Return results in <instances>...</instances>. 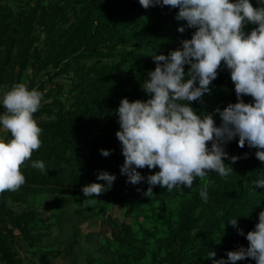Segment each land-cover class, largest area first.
I'll list each match as a JSON object with an SVG mask.
<instances>
[{"label":"trees","instance_id":"1","mask_svg":"<svg viewBox=\"0 0 264 264\" xmlns=\"http://www.w3.org/2000/svg\"><path fill=\"white\" fill-rule=\"evenodd\" d=\"M252 3L256 6V0ZM177 11L146 9L139 0H0V94L15 83L43 93L33 113L42 142L21 165L26 181L0 193V264H58L60 259L66 264H211L210 249L217 253L212 259H218L226 258V250L248 245L226 222L240 216L238 227L245 233L258 222L264 189L252 181L264 170V161L255 148L239 146L238 138L225 145L230 156L240 157L234 163L225 160L234 171L227 178L209 171L191 188L169 191L157 185L146 196V182L128 183L120 173L124 156L114 110L123 97L147 99L142 87L156 65L152 55L167 54L191 38L194 29L178 31L186 22L176 19ZM256 26L249 23L245 31ZM210 89L192 102L201 114L237 100L227 68L218 69ZM243 99L253 100L250 95ZM0 138L10 139V131L0 130ZM101 148L114 150L104 156ZM36 159L45 162L47 171L32 166ZM101 170L117 178L95 203H82L83 185L107 183L97 181ZM138 170L147 175L158 168ZM204 186L207 201L200 196ZM47 193L76 198L77 210L91 216L104 217L107 207L122 210L123 219L109 214L105 232L73 227L76 249L58 240L48 245L44 239L55 223H43L35 204L44 203L38 198ZM235 264L256 262L246 258Z\"/></svg>","mask_w":264,"mask_h":264},{"label":"clouds","instance_id":"2","mask_svg":"<svg viewBox=\"0 0 264 264\" xmlns=\"http://www.w3.org/2000/svg\"><path fill=\"white\" fill-rule=\"evenodd\" d=\"M139 3L146 9L178 8L176 19L186 22L178 31L184 32L186 27L194 31L191 38L182 39L167 54L152 55L156 65L148 71L142 87L147 99L123 97L114 110L119 123L115 135L124 156L120 173L126 176V182L134 185L146 182L147 196L157 185L169 191L191 188L197 177H204L209 171L227 178L234 171L225 160L234 163L240 157L230 156L225 145L236 138L239 146L247 144L255 148V156L264 161V0H256V6L252 0H139ZM249 23L257 26L246 32ZM222 68L229 70L237 100L223 109L217 107L201 114L192 102L211 90L218 69ZM244 95L253 100L245 102ZM42 96L40 90L29 89L25 83H15L0 94L3 109L0 130L11 133L8 140L0 138V193L16 190L26 181L21 165L42 142V129L33 116ZM113 150L101 148L100 152L108 156ZM31 164L47 171L41 159L32 160ZM145 166L158 170L144 175L138 169ZM116 178L115 173L99 171L97 181L107 183L83 185L81 191L86 199L82 203H95ZM252 185L264 189V170ZM252 190L257 192L254 187ZM200 196L207 201V186L201 188ZM239 217L226 223L237 228L248 245L226 250V258L218 259H212L217 253L210 249L211 264H235L246 258L264 264V207L258 212V222L246 233L238 227Z\"/></svg>","mask_w":264,"mask_h":264},{"label":"rangeland","instance_id":"3","mask_svg":"<svg viewBox=\"0 0 264 264\" xmlns=\"http://www.w3.org/2000/svg\"><path fill=\"white\" fill-rule=\"evenodd\" d=\"M38 200H44L42 204L35 202L38 213L42 215L40 220L45 224L51 223L50 220L54 221L52 223H55L50 236L44 239L48 245H55V242L58 240L65 243L70 242L74 246V249H76L79 245H76V240H78L77 235H72L73 227H76V230H78L80 226L79 230L84 233L105 232L107 229L104 225L109 222V214L117 217L119 220L123 219L122 210L113 211L108 207L104 217L100 215L101 213L98 216H91L88 212L78 211V200L74 197L68 198L64 195L47 193L38 198ZM80 201L82 202V198ZM102 204L106 205L107 203L103 202ZM72 223L74 224L71 226ZM90 236L93 237L92 235ZM58 264H66V262L60 259L58 260Z\"/></svg>","mask_w":264,"mask_h":264}]
</instances>
